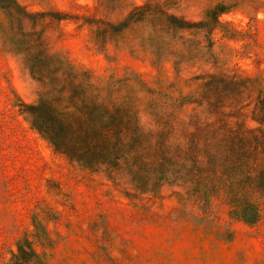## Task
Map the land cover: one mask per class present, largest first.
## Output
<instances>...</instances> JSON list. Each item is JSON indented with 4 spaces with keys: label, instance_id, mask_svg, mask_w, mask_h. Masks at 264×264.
Listing matches in <instances>:
<instances>
[{
    "label": "rangeland",
    "instance_id": "obj_1",
    "mask_svg": "<svg viewBox=\"0 0 264 264\" xmlns=\"http://www.w3.org/2000/svg\"><path fill=\"white\" fill-rule=\"evenodd\" d=\"M73 87L124 107L141 161L167 154L178 174L140 189L55 150L27 106ZM261 101L264 0H0V264H264V195L200 170L202 150L185 169L193 136L264 129Z\"/></svg>",
    "mask_w": 264,
    "mask_h": 264
},
{
    "label": "trees",
    "instance_id": "obj_2",
    "mask_svg": "<svg viewBox=\"0 0 264 264\" xmlns=\"http://www.w3.org/2000/svg\"><path fill=\"white\" fill-rule=\"evenodd\" d=\"M22 11L29 17L35 16ZM224 11L221 4H217L208 14L219 22L218 16ZM129 18L121 27L127 25ZM168 22L182 29H203L205 24V21L190 22L172 15L168 16ZM44 55L37 53L30 57L32 76L43 82L41 75L45 73L42 71L46 60ZM82 94L81 89L73 87L67 96L43 98L40 102L27 106L32 126L52 143L55 150L91 170L123 171L132 177V181L140 189L141 186L146 187L151 176L157 180H167L178 174L177 161L167 154L153 164L147 165L141 161L139 152L143 148L145 135L137 131L136 123L126 115L124 107L110 106L95 100L87 101L82 98ZM258 107L262 108L260 115L253 118L262 126L264 101ZM260 128H257L259 132L257 129L236 128L222 132H203L200 142L193 136L190 142L193 150L187 144L190 156L186 159V171L199 163L197 153L202 150L205 163L197 165L200 170L207 167L215 170L220 167L227 180L264 195V129ZM245 217L253 221L256 217L255 210L246 213Z\"/></svg>",
    "mask_w": 264,
    "mask_h": 264
}]
</instances>
